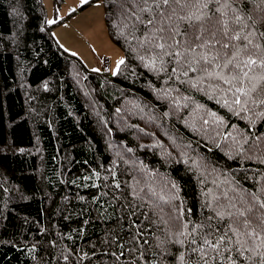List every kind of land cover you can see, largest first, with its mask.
<instances>
[{"label":"trees","instance_id":"16d2710c","mask_svg":"<svg viewBox=\"0 0 264 264\" xmlns=\"http://www.w3.org/2000/svg\"><path fill=\"white\" fill-rule=\"evenodd\" d=\"M94 1L111 75L56 43L41 0H0V264H264V0L205 9L257 60L230 84L158 46L154 0ZM209 224L231 242L205 245Z\"/></svg>","mask_w":264,"mask_h":264},{"label":"snow or ice","instance_id":"6c2138e0","mask_svg":"<svg viewBox=\"0 0 264 264\" xmlns=\"http://www.w3.org/2000/svg\"><path fill=\"white\" fill-rule=\"evenodd\" d=\"M154 3L156 8L161 10L158 13L161 20L155 22L161 25L157 28V32L160 33L157 39L163 43L158 46L162 49L166 45L168 48H183V52L176 51L172 54L183 56L185 62L190 66V70L215 75L217 78L223 79L225 83L230 84L232 81L242 83V77H248L253 66L257 65V60L248 52L247 46L240 48L233 43L234 40L240 39L236 30L230 29L225 22L218 18L213 23L215 13L213 16H209L205 11L209 4H219L220 0H154ZM173 20L174 23H167ZM155 23L153 19L148 20V24L155 26ZM181 23L184 27H181ZM197 49H201V51L197 52ZM242 55L245 56L244 59H241ZM193 63L197 64L198 68L191 67ZM260 66L264 67V59L260 61ZM209 69H212V72H209ZM217 69H219L218 72ZM225 69L228 70L227 75L224 72ZM261 79H264V76ZM236 90L242 91V88ZM218 215L222 216L223 213H218ZM240 216H244V213L241 212ZM208 219L211 220L212 218L209 217ZM259 222L264 225V217L260 218ZM251 224L250 217L240 221V225L244 228L250 227ZM200 227H204V225ZM207 227L210 231L201 234L202 242L217 250L231 242L228 231H236L231 227V224L222 232H220V228L223 226L215 231L212 230L211 224ZM193 232H195V228ZM218 232H220L219 235H217ZM209 237H212L211 242Z\"/></svg>","mask_w":264,"mask_h":264},{"label":"rangeland","instance_id":"374dc122","mask_svg":"<svg viewBox=\"0 0 264 264\" xmlns=\"http://www.w3.org/2000/svg\"><path fill=\"white\" fill-rule=\"evenodd\" d=\"M87 0H41L45 19L52 26V36L66 52L78 57L88 70L117 71L123 54L110 40L103 15V4L94 1L80 9Z\"/></svg>","mask_w":264,"mask_h":264}]
</instances>
